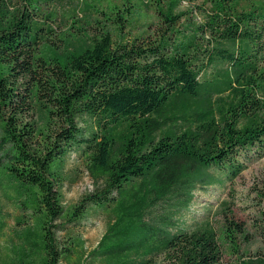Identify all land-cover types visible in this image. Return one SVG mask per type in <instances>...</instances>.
Here are the masks:
<instances>
[{
  "label": "trees",
  "instance_id": "1",
  "mask_svg": "<svg viewBox=\"0 0 264 264\" xmlns=\"http://www.w3.org/2000/svg\"><path fill=\"white\" fill-rule=\"evenodd\" d=\"M177 3L158 8L164 25L154 36L115 43L102 32L89 47L59 52L49 26L34 25L27 10L4 17L1 2L0 171L34 188L43 223L0 264L70 259L81 240L65 247L54 221L78 224L105 210L114 219L91 259L113 263L159 241L162 262L120 264H222L214 232L163 234L144 218L174 196L187 195L188 205L196 187L215 183L210 169L233 180L246 167L241 154L264 151V3L240 9L235 0H204L175 13ZM73 152L101 185L64 208L60 188Z\"/></svg>",
  "mask_w": 264,
  "mask_h": 264
},
{
  "label": "rangeland",
  "instance_id": "2",
  "mask_svg": "<svg viewBox=\"0 0 264 264\" xmlns=\"http://www.w3.org/2000/svg\"><path fill=\"white\" fill-rule=\"evenodd\" d=\"M170 1L0 0V5L1 2L5 5L4 17L11 19L18 10H27L34 25L44 26L45 30H50L49 26L52 29L48 34L50 41L56 42L61 47L59 52H63L89 47L102 32H110L115 43L133 41L146 34L154 36L164 25L158 8L164 9ZM203 1L178 0L174 12L190 13L193 6ZM235 1L240 9L264 3V0ZM192 15L196 16V21H201L204 16L200 10L192 12ZM49 43L42 45L47 53L51 46ZM46 117V112L38 105V123L43 125ZM239 160L246 167L238 177L231 180L224 171L210 169L208 173L216 178L214 184L196 187L188 205L181 204L184 199H189L187 195L159 202L148 209L145 224L170 235L183 230L207 229L214 232L219 241L224 253L222 264H264V151L261 155L254 150L247 151L240 155ZM98 185L101 184L90 175L81 155L73 152L66 157L64 183L60 188L64 208L79 203ZM33 191L34 188L8 172L0 171V263L16 257L28 238L37 237L36 231L43 223V217L35 213L36 195ZM113 219L110 211L105 210L93 212L78 224L66 222L63 218L54 221L53 234L58 242L65 243V247L73 238L81 240L71 258L62 259L59 264H120L125 260L146 263L154 256L162 262V242L159 241L153 246L127 253L123 259H116L113 263L100 258L91 259L90 253L99 247Z\"/></svg>",
  "mask_w": 264,
  "mask_h": 264
}]
</instances>
